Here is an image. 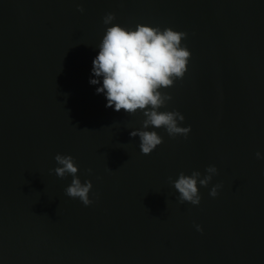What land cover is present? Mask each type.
<instances>
[{
	"label": "water",
	"instance_id": "obj_1",
	"mask_svg": "<svg viewBox=\"0 0 264 264\" xmlns=\"http://www.w3.org/2000/svg\"><path fill=\"white\" fill-rule=\"evenodd\" d=\"M110 12L124 27L187 33V71L160 110H178L191 132L156 129L150 154L130 135L143 113L106 107L89 83ZM257 151L264 0H0V264H264ZM57 153L91 180L92 204L65 194ZM210 165L200 204L180 203L169 178Z\"/></svg>",
	"mask_w": 264,
	"mask_h": 264
},
{
	"label": "clouds",
	"instance_id": "obj_2",
	"mask_svg": "<svg viewBox=\"0 0 264 264\" xmlns=\"http://www.w3.org/2000/svg\"><path fill=\"white\" fill-rule=\"evenodd\" d=\"M78 9L83 11L81 6ZM114 20L115 14L111 12L103 17L107 27L92 61L89 83L97 85L95 91L106 98V107L117 112L123 109L129 114L137 110L143 113L142 127L133 129L130 135L139 137L142 154H150L163 141L156 129L163 128L172 137H187L191 132V125L181 126L185 117L178 110H160L172 99L162 89L172 86L176 79H182L187 71L190 49L182 44L187 33L172 27L161 28L143 23L136 24L134 28L124 27L113 23ZM256 157L264 159V153L257 151ZM54 159L58 166L53 171L57 176H72L65 194L79 198L85 206L92 204L89 198L92 182L81 181L74 157L57 153ZM217 172L216 166L210 165L204 175L194 170L190 175L179 173L175 180L169 178L179 194L178 201L199 205L201 196L198 186L207 187ZM221 187L219 183L213 185L209 195L216 197ZM196 228L202 231L200 225Z\"/></svg>",
	"mask_w": 264,
	"mask_h": 264
}]
</instances>
